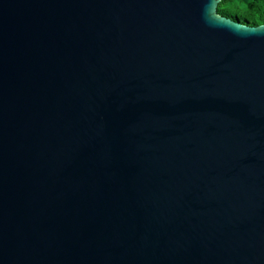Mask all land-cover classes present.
I'll use <instances>...</instances> for the list:
<instances>
[{
    "label": "water",
    "instance_id": "obj_1",
    "mask_svg": "<svg viewBox=\"0 0 264 264\" xmlns=\"http://www.w3.org/2000/svg\"><path fill=\"white\" fill-rule=\"evenodd\" d=\"M221 0H0V264H264V24Z\"/></svg>",
    "mask_w": 264,
    "mask_h": 264
},
{
    "label": "trees",
    "instance_id": "obj_2",
    "mask_svg": "<svg viewBox=\"0 0 264 264\" xmlns=\"http://www.w3.org/2000/svg\"><path fill=\"white\" fill-rule=\"evenodd\" d=\"M218 13L248 25L264 24V0H221Z\"/></svg>",
    "mask_w": 264,
    "mask_h": 264
}]
</instances>
